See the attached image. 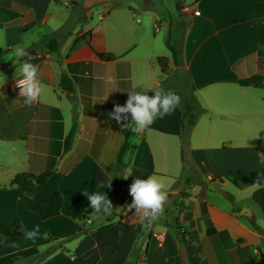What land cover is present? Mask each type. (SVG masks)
<instances>
[{"label": "crops", "instance_id": "crops-1", "mask_svg": "<svg viewBox=\"0 0 264 264\" xmlns=\"http://www.w3.org/2000/svg\"><path fill=\"white\" fill-rule=\"evenodd\" d=\"M75 1L76 6L71 0H11L3 8L0 0V231L20 218L17 232L0 243V261L12 264L16 256L52 252L39 264H125L146 227L142 212L129 209L130 186L136 177L155 175L167 195H181L186 208L180 221L195 234L181 245L161 212L147 253L140 252L141 264H185L182 249L187 264H239L247 258L264 264V235L251 224L252 218L264 229L253 200L256 172L264 163V83L262 88L237 83L264 76V12H258L264 0ZM60 29L58 52L34 47ZM168 35L179 51L177 69L189 77L206 110L192 130L186 163L178 105L131 139L134 148L124 163L133 176L123 178L125 185L95 184L96 167L115 180L130 128L110 118L114 107L124 105L130 92L174 91L163 85L157 63L164 57L174 66L165 53ZM18 48L25 51L19 59ZM97 53L114 58L103 61ZM23 60L38 66L43 86L30 106L16 85V64ZM61 74L71 79L72 92L61 89ZM73 125L76 133L65 152ZM190 163L203 184H191ZM44 172L53 174L34 200L48 204L59 191L63 206L58 217L41 221L23 207L10 183L19 173ZM210 185L232 194L236 206ZM97 190L111 201L110 212L89 208L85 193ZM242 209L253 215H242ZM37 225L38 238L24 239L23 232ZM210 228L216 235L208 236Z\"/></svg>", "mask_w": 264, "mask_h": 264}, {"label": "trees", "instance_id": "trees-1", "mask_svg": "<svg viewBox=\"0 0 264 264\" xmlns=\"http://www.w3.org/2000/svg\"><path fill=\"white\" fill-rule=\"evenodd\" d=\"M11 0H2V7L10 5ZM77 2L75 0H71V6H76ZM259 14H263L264 12V5H259L258 7ZM82 14L83 11L81 10ZM30 26L24 28L26 30ZM61 30L57 31V33L52 35H46L44 36L34 47L37 49L44 48L50 52H58L60 49V43L59 38L61 35ZM166 46L169 49L173 64L177 68L179 63V51L170 42V35H168V38L166 40ZM27 52L33 53L32 49H28ZM98 57L103 61H110L113 60V56L97 53ZM157 63L160 66L162 74L165 76V81L163 83L166 84L170 82L171 79H168L169 71H168V59L161 57L157 59ZM175 79L176 77L173 76L172 79ZM237 83L243 87H254V88H262L264 83V76L262 74L253 75L249 78L241 79L237 81ZM60 87L64 91L72 92L73 90V84L71 79L66 74H61V81H60ZM167 88V87H164ZM171 88V87H169ZM174 88V87H172ZM175 93H177L181 97L180 101V107L182 110V117L180 120V127H181V144H182V161L183 163H186V155L190 147V139L193 128L197 125L200 117L206 113V110L201 106L200 101L196 97L192 86H191V80L186 75L185 76V87L184 90L179 91L178 89L174 88ZM76 133V125H73L68 137L65 140L64 145V151H68L71 148L73 138ZM137 134V132L132 131L131 127L129 130L124 134L125 140L120 148L116 165H115V180L109 179L103 171L96 167L94 171V183L98 185H103L107 187H114L113 185L115 183H120V185H125L126 183L123 181V174L124 169L128 168L127 165L124 163V157L127 154V152L134 148V146L131 143V139ZM187 151V152H186ZM52 172H44L40 174H32V173H19L15 175V177L11 180L10 186L15 187L18 191V195L21 201V204L23 207L28 210L29 212L35 214L39 220L45 221L52 218H56L61 214V209L63 206V196L59 191H56L51 199V201L48 204H41L34 200V196L37 192L41 190V188L47 183L49 178L52 176ZM256 182L258 184V189L253 193V200L254 202L260 207L263 213L264 217V163H261L259 168L256 172ZM210 191L220 192L222 196L227 199L232 205H235L234 197L232 194L221 191L214 187L213 185H210L209 187ZM120 193V190H118L115 193V199L118 197ZM181 198V195H167V200L163 205L162 213L168 216L169 222L166 223L167 227L171 229L179 243L182 245L186 238L193 237L194 232L190 230V227H185L183 223L180 221V213L186 208V205L183 202H179L178 199ZM112 204V203H111ZM202 216H206V207L204 203H200ZM86 218V217H82ZM81 218V219H82ZM251 224L255 230L262 233L264 235V229H261L258 227V225L255 223V221L251 218ZM20 225V218L18 216H15L14 219L11 221L10 225L7 227L5 231H0L1 237H0V243L4 240L6 237H11L14 235L18 227ZM154 222L150 227L146 226L142 234L137 239V242L135 243V247L133 249V252L131 253V256L129 259L125 262V264H141V254L140 252L144 249V253H147L149 241L152 236V228H153ZM192 228V227H191ZM208 236H214L216 235V230L214 228H210L207 231ZM262 246L264 247V239L262 240ZM52 252H47L45 254H35L31 257L22 259L19 258L16 261L17 264L20 263H26V264H39L43 262L46 258H48ZM239 264H260L256 262L253 258H247L242 260Z\"/></svg>", "mask_w": 264, "mask_h": 264}, {"label": "clouds", "instance_id": "clouds-1", "mask_svg": "<svg viewBox=\"0 0 264 264\" xmlns=\"http://www.w3.org/2000/svg\"><path fill=\"white\" fill-rule=\"evenodd\" d=\"M25 55L23 48H18L16 57L19 59ZM16 85L20 89V95L24 97V104L31 105L37 101L42 93L43 86L38 79V66L26 60L16 64ZM154 95L149 96L147 92L138 93L136 91L129 93V98L124 105L117 104L109 114L110 118L115 120L123 127H131L132 131L140 130L150 126L156 119H163L171 115L178 107L181 97L171 90H164L157 87ZM124 179L133 176L132 168L124 169ZM164 184L155 175L145 178L136 177L130 186V195L133 198L129 209H135L142 212L145 218L146 226L150 227L162 212L163 205L167 200V194L163 190ZM89 203V208L95 212L108 213L112 209L111 201L101 191L85 193ZM40 234L39 226L23 232L26 240L35 241Z\"/></svg>", "mask_w": 264, "mask_h": 264}, {"label": "rangeland", "instance_id": "rangeland-1", "mask_svg": "<svg viewBox=\"0 0 264 264\" xmlns=\"http://www.w3.org/2000/svg\"><path fill=\"white\" fill-rule=\"evenodd\" d=\"M161 1V0H160ZM176 11H173V18L176 17L175 15ZM162 23H167L166 20H163ZM168 38V36H167ZM166 38V39H167ZM165 53L171 57V53L169 51V49H165ZM169 67H168V71H169V75H168V79H171L170 82L166 83L165 85L168 87H174L175 89H178L179 91L184 90L185 87V73L183 70L181 69H177L176 67H174L173 65L170 64V61H168ZM175 76L176 78L172 79V77ZM187 152V151H186ZM188 173L191 175V184H203L204 182L202 181V178L196 174V169L195 166L193 165V163H190L188 165ZM204 179V178H203ZM205 188V186H203ZM255 214H256V218L258 219L259 222H263V213L262 210L260 209V207L258 205L255 206ZM17 259H19L18 256L14 257L12 259V264H17L18 261H16ZM0 264H5L4 261H0ZM19 264H26V263H20Z\"/></svg>", "mask_w": 264, "mask_h": 264}, {"label": "water", "instance_id": "water-1", "mask_svg": "<svg viewBox=\"0 0 264 264\" xmlns=\"http://www.w3.org/2000/svg\"><path fill=\"white\" fill-rule=\"evenodd\" d=\"M162 24H163V23H162ZM166 24H167V23H164L163 26H165ZM165 34H167V31H166V30H165ZM241 214H242V215H250V216L253 215V213H252L251 211L247 210V209H242ZM180 253H181V257H182L184 263L187 264V258H186L185 250L182 249V250L180 251Z\"/></svg>", "mask_w": 264, "mask_h": 264}, {"label": "built area", "instance_id": "built-area-1", "mask_svg": "<svg viewBox=\"0 0 264 264\" xmlns=\"http://www.w3.org/2000/svg\"><path fill=\"white\" fill-rule=\"evenodd\" d=\"M196 15H199L200 14V11L199 10H195L194 11Z\"/></svg>", "mask_w": 264, "mask_h": 264}]
</instances>
